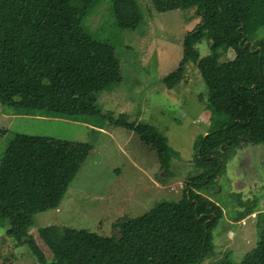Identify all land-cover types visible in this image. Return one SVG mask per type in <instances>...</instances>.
<instances>
[{"label": "trees", "instance_id": "trees-1", "mask_svg": "<svg viewBox=\"0 0 264 264\" xmlns=\"http://www.w3.org/2000/svg\"><path fill=\"white\" fill-rule=\"evenodd\" d=\"M95 2L0 0V105L17 115L108 120L154 149L160 169L170 174L177 154L164 136L148 124L128 123L122 114L113 119L97 106L98 94L120 84L122 72L114 47L84 31L83 19ZM150 3L156 13L193 12L199 20L183 36L176 69L160 79L166 89L176 88L190 62L205 85V98L199 99L209 111V125L193 143L195 174L184 181L177 202H155L142 215L118 222L117 237L57 225L28 233L35 214L58 207L92 146L14 134L0 158V223L8 222L6 235L27 246L37 264H201L212 259V232L223 210L199 192L218 185L228 152L247 144L264 146V37L254 38L264 31V0ZM112 13L119 29L133 31L142 21L134 0H114ZM204 39L209 54L199 57L196 46ZM228 50L234 57L219 61ZM236 202L240 210L234 222L256 213L255 245L238 263L226 258L211 264H264V212L255 201Z\"/></svg>", "mask_w": 264, "mask_h": 264}, {"label": "rangeland", "instance_id": "rangeland-1", "mask_svg": "<svg viewBox=\"0 0 264 264\" xmlns=\"http://www.w3.org/2000/svg\"><path fill=\"white\" fill-rule=\"evenodd\" d=\"M113 1L96 0L82 22L86 34L114 47L122 72L120 84L98 94L97 106L102 114L111 113L113 119L122 114L128 123L154 127L177 155L167 174L159 169L154 149L132 131L109 125L108 120L99 124L83 118L37 120L0 114V158L14 134L81 141L92 146L58 207L35 214L28 233L57 225L117 237L118 222L142 215L155 202H177L184 181L195 174L191 165L193 143L196 137L207 133L209 125V111L204 100L199 99L205 98V85L190 62L185 64L183 80L176 88L166 89L160 79L176 69L183 36L199 20L193 12L159 14L152 10L151 0H134L142 21L133 31L123 30L116 26ZM262 37L261 29L254 38ZM196 48L199 57L209 54L206 39ZM233 57L228 50L219 61ZM0 110L10 109L0 105ZM226 159L225 173L218 185L199 192L223 210L222 219L212 232L213 257L201 264L226 258L238 263L255 245L256 213L245 217V222H234L236 211L240 210L236 199L255 201L257 210L264 212V146H241L228 152ZM8 227L6 220L0 223V264H37L27 246L18 245L6 235Z\"/></svg>", "mask_w": 264, "mask_h": 264}, {"label": "crops", "instance_id": "crops-1", "mask_svg": "<svg viewBox=\"0 0 264 264\" xmlns=\"http://www.w3.org/2000/svg\"><path fill=\"white\" fill-rule=\"evenodd\" d=\"M0 114L1 115H8V116H10V117H12L13 115H15L13 112H11L10 110H8V111H5V112H3L2 110H0ZM16 116H18V117H31V118H33V119H37V120H42V119H45V118H50V117H44V116H26V115H17L16 114ZM15 118H17V117H15ZM14 118V119H15ZM52 118V117H51ZM54 118V117H53ZM84 124H86V123H84ZM101 132H105L104 130H102ZM106 133V132H105Z\"/></svg>", "mask_w": 264, "mask_h": 264}, {"label": "bare ground", "instance_id": "bare-ground-1", "mask_svg": "<svg viewBox=\"0 0 264 264\" xmlns=\"http://www.w3.org/2000/svg\"><path fill=\"white\" fill-rule=\"evenodd\" d=\"M98 130V129H97ZM160 169V168H159ZM179 187H180V185H178ZM182 188H183V186H182ZM247 219V218H246ZM243 221V220H242ZM244 222H245V219H244ZM240 224V223H239Z\"/></svg>", "mask_w": 264, "mask_h": 264}]
</instances>
